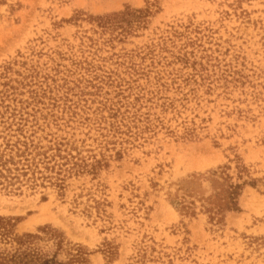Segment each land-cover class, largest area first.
<instances>
[{
  "label": "rangeland",
  "instance_id": "obj_1",
  "mask_svg": "<svg viewBox=\"0 0 264 264\" xmlns=\"http://www.w3.org/2000/svg\"><path fill=\"white\" fill-rule=\"evenodd\" d=\"M29 260L264 264V0H0V264Z\"/></svg>",
  "mask_w": 264,
  "mask_h": 264
},
{
  "label": "trees",
  "instance_id": "obj_2",
  "mask_svg": "<svg viewBox=\"0 0 264 264\" xmlns=\"http://www.w3.org/2000/svg\"><path fill=\"white\" fill-rule=\"evenodd\" d=\"M31 261H32V260H29V261H27V263H26V264H29V263L31 264Z\"/></svg>",
  "mask_w": 264,
  "mask_h": 264
}]
</instances>
